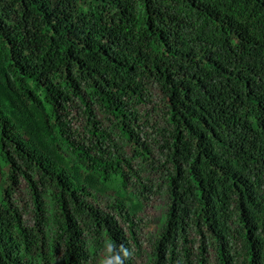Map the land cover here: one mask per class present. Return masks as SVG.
Segmentation results:
<instances>
[{"label": "trees", "instance_id": "1", "mask_svg": "<svg viewBox=\"0 0 264 264\" xmlns=\"http://www.w3.org/2000/svg\"><path fill=\"white\" fill-rule=\"evenodd\" d=\"M0 176V264H264V0H0Z\"/></svg>", "mask_w": 264, "mask_h": 264}, {"label": "rangeland", "instance_id": "2", "mask_svg": "<svg viewBox=\"0 0 264 264\" xmlns=\"http://www.w3.org/2000/svg\"><path fill=\"white\" fill-rule=\"evenodd\" d=\"M152 101L156 102V101H160L159 97H157L156 95L152 96ZM105 117L103 116H99V121H104V123L106 122ZM157 120H159V118H156ZM108 123V125H104V126H109L110 125V121L106 122ZM152 133V137L155 135V131H151ZM126 151L129 153L130 152V147L129 146H125ZM159 155L157 154L156 156H154V158H150V160H157L159 161ZM141 159L143 158H135V161L137 163L141 162ZM153 160V161H154ZM159 163V162H158ZM157 162H155V164H158ZM151 173L148 172H144L142 173V178L144 177V180L148 182V184L150 186H154L156 188V184L159 183V179H160V174H154V171L151 170ZM2 181V178L0 176V182ZM147 184V186H148ZM158 189V188H157ZM128 193H134L133 194V200L131 202L132 205L134 206H139L136 210V221L139 222L140 228H141V235L143 238V241L148 243L147 240L148 238H150V235L153 234L155 231H157V227L160 225V222L163 218V212L164 210V195H163V191H147L144 192L143 195H141L140 190H138L137 188V184L134 182V180H131L129 183V188L127 190ZM140 195V197H139ZM102 202H109L108 197L107 198H102ZM133 209V208H132ZM135 210V209H134ZM26 222H28L29 224V217H25ZM147 246H149L147 244Z\"/></svg>", "mask_w": 264, "mask_h": 264}]
</instances>
